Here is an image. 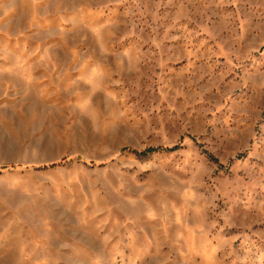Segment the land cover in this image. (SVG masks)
Listing matches in <instances>:
<instances>
[{
    "label": "rangeland",
    "instance_id": "rangeland-1",
    "mask_svg": "<svg viewBox=\"0 0 264 264\" xmlns=\"http://www.w3.org/2000/svg\"><path fill=\"white\" fill-rule=\"evenodd\" d=\"M0 264H264V0H0Z\"/></svg>",
    "mask_w": 264,
    "mask_h": 264
},
{
    "label": "trees",
    "instance_id": "trees-1",
    "mask_svg": "<svg viewBox=\"0 0 264 264\" xmlns=\"http://www.w3.org/2000/svg\"><path fill=\"white\" fill-rule=\"evenodd\" d=\"M127 150H129V149H127ZM176 150H177V148L150 149V150H147L146 152L142 153L141 155H148V154L155 153V152H158V151L174 152V151H176ZM125 151H126V150H125ZM130 151H133L134 153L139 154L138 152H136V151H134V150H130ZM209 157H210L213 161H215L216 163H218V161H217L213 156L209 155Z\"/></svg>",
    "mask_w": 264,
    "mask_h": 264
}]
</instances>
